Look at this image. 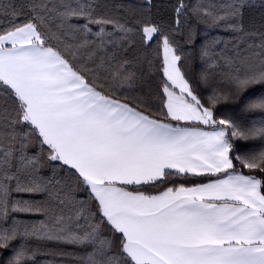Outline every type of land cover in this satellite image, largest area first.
Masks as SVG:
<instances>
[{"label":"snow or ice","instance_id":"6c2138e0","mask_svg":"<svg viewBox=\"0 0 264 264\" xmlns=\"http://www.w3.org/2000/svg\"><path fill=\"white\" fill-rule=\"evenodd\" d=\"M39 256L264 264V0H0V264Z\"/></svg>","mask_w":264,"mask_h":264},{"label":"trees","instance_id":"16d2710c","mask_svg":"<svg viewBox=\"0 0 264 264\" xmlns=\"http://www.w3.org/2000/svg\"><path fill=\"white\" fill-rule=\"evenodd\" d=\"M155 3H157L158 6H166L167 5V0H155ZM165 15H167V13H165ZM249 17L255 21L259 20V13L258 12H252L249 13ZM38 260H40L42 262V264H44V262H46L48 259H51L50 257H45V256H39L37 257ZM59 259V258H57Z\"/></svg>","mask_w":264,"mask_h":264}]
</instances>
